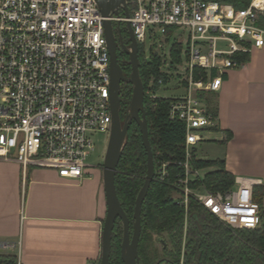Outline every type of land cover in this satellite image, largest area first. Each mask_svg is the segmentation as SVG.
Returning a JSON list of instances; mask_svg holds the SVG:
<instances>
[{"label": "built area", "instance_id": "obj_1", "mask_svg": "<svg viewBox=\"0 0 264 264\" xmlns=\"http://www.w3.org/2000/svg\"><path fill=\"white\" fill-rule=\"evenodd\" d=\"M125 1L129 17L120 8L119 17L109 18L116 38L117 22L130 24L138 47L147 34L168 39L169 29L187 38L182 72L173 73L186 84V93L173 98L168 111L169 120L185 129L184 161L172 183L173 200L184 210V234L190 201L229 229H256L260 208L253 195L261 181L236 178L224 192L192 187L202 177L191 160L204 132L215 126L198 95L218 92L222 77L241 64L234 57L263 47L257 20L264 17V6H254L253 0L242 10L210 0ZM104 20L95 0H0V160L19 164L24 177L41 169L81 181L93 150L88 134L110 135ZM152 81L150 100L158 98ZM168 166H154V179L167 180Z\"/></svg>", "mask_w": 264, "mask_h": 264}, {"label": "crops", "instance_id": "obj_2", "mask_svg": "<svg viewBox=\"0 0 264 264\" xmlns=\"http://www.w3.org/2000/svg\"><path fill=\"white\" fill-rule=\"evenodd\" d=\"M202 100L205 106L209 100L215 126L204 132L194 157L203 143L213 145L207 160L223 162L234 179L261 181L264 207V45ZM105 213L97 169H87L81 181L41 169L24 177L19 164L0 160V254H15L18 264H97Z\"/></svg>", "mask_w": 264, "mask_h": 264}, {"label": "trees", "instance_id": "obj_3", "mask_svg": "<svg viewBox=\"0 0 264 264\" xmlns=\"http://www.w3.org/2000/svg\"><path fill=\"white\" fill-rule=\"evenodd\" d=\"M219 4H229L236 10L248 7L252 0H213ZM130 11V10H128ZM257 26L264 30V17L259 16ZM168 30V37L172 34ZM124 45L129 46L125 38V28L121 27ZM171 64H180L179 45H172ZM247 55L235 56L239 62L245 61ZM118 64L125 78L130 77L127 55L117 50ZM139 76L144 87V109L148 125V139L151 145L154 166L160 162H169V178L164 182L156 178L151 182L141 208V235L138 244L140 264H179L183 237L184 210L173 200L172 183L174 174L178 173V163L184 161V125L169 120L168 111L173 98H156L150 100L147 94L152 79L151 91L157 92L170 82V76L161 72L162 60L152 57L144 60L139 47ZM205 93L198 97L203 98ZM132 96V86L123 82L120 86V120L127 114ZM209 110V100L207 101ZM146 152L137 125L129 126L123 145L115 186L121 207L130 221L132 233V215L136 197L144 184L146 176ZM191 164L196 170L216 168L204 174L202 180L192 183V187L203 185L210 192H224L233 186L234 178L224 169L223 162L202 160L193 157ZM261 188L254 189L253 200L260 208V224L253 230H232L221 224L205 209L193 201L188 205V225L182 264H264V207ZM123 226L120 220L115 222L111 241L110 264H122L120 245ZM158 236L160 249L154 245ZM100 260V258H99ZM98 260V264H99ZM0 264H18L15 254H0Z\"/></svg>", "mask_w": 264, "mask_h": 264}, {"label": "water", "instance_id": "obj_4", "mask_svg": "<svg viewBox=\"0 0 264 264\" xmlns=\"http://www.w3.org/2000/svg\"><path fill=\"white\" fill-rule=\"evenodd\" d=\"M103 22L104 35L110 56L109 75L110 88L109 100L112 118L111 132L109 135L106 152L102 163V184L105 198L106 213L101 230V249L99 264H110L111 241L115 222L120 220L123 226L122 242L120 245V259L122 264H140L138 256V244L141 235V208L146 198L149 186L154 180V161L151 145L148 139V125L144 109V87L139 76L138 44L133 36L129 23H126V31L129 46L124 45L121 35V24L114 26L110 17H119V9L122 8L124 16L129 17L125 0H95ZM120 49L127 55L130 66V77L125 78L118 64L117 50ZM127 82L132 86V96L128 105L127 114L122 123L119 116L121 108L119 93L121 83ZM134 122L139 128L143 146L146 152V176L140 189L133 209L132 233L130 234V221L124 213L117 196L115 177L117 167L122 156L123 145L129 126Z\"/></svg>", "mask_w": 264, "mask_h": 264}, {"label": "rangeland", "instance_id": "obj_5", "mask_svg": "<svg viewBox=\"0 0 264 264\" xmlns=\"http://www.w3.org/2000/svg\"><path fill=\"white\" fill-rule=\"evenodd\" d=\"M122 28H125V38L127 39L128 42L129 39L127 36L125 24H122ZM179 33L180 31H174V33L171 34L170 37L166 40L160 37L158 34L155 36H150L149 34H147L144 45L139 46L142 50V55L144 60L149 61L152 57L160 58L162 60V65H161L162 67L160 68L161 72L170 76V82L165 86L161 87L156 92L158 98H166V99L177 98L184 96L186 93L185 90L186 84L182 80H181V84H179V80L175 78L173 75V73L175 72L176 73L182 72V67L179 66L181 64H184L185 62L187 38L186 35H180ZM176 42L180 44H177ZM173 44L179 45L178 57L181 59L180 64H171L172 61L171 58L173 55L171 51L172 50L171 47ZM123 119H121L122 123L124 122ZM88 137L93 144V150L90 152L86 160V165L88 166V170H91L93 172L94 170L97 169L102 176V163L106 152L109 136L107 134L92 132L88 134ZM200 147H198L199 150L197 151V158L198 159L202 158V160L211 159L212 158L211 153H213V149H214L213 145H210L209 143H203ZM203 176L204 174H201L202 178ZM187 230L188 228L186 229V233ZM186 233L184 234L183 231L182 247H183V239L186 238L187 235ZM153 240H154V245L158 249H160L158 243V236H155ZM179 264H182L181 259Z\"/></svg>", "mask_w": 264, "mask_h": 264}, {"label": "bare ground", "instance_id": "obj_6", "mask_svg": "<svg viewBox=\"0 0 264 264\" xmlns=\"http://www.w3.org/2000/svg\"><path fill=\"white\" fill-rule=\"evenodd\" d=\"M253 5L256 7L264 6V0H253Z\"/></svg>", "mask_w": 264, "mask_h": 264}, {"label": "flooded vegetation", "instance_id": "obj_7", "mask_svg": "<svg viewBox=\"0 0 264 264\" xmlns=\"http://www.w3.org/2000/svg\"><path fill=\"white\" fill-rule=\"evenodd\" d=\"M184 248H185V240L183 243V247L181 246V261L183 260Z\"/></svg>", "mask_w": 264, "mask_h": 264}]
</instances>
